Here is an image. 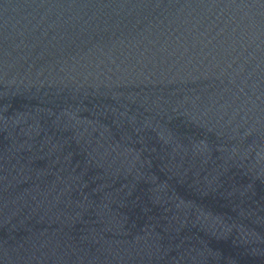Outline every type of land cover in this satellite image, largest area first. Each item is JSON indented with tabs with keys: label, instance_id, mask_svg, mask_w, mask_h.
I'll return each instance as SVG.
<instances>
[{
	"label": "water",
	"instance_id": "95a60500",
	"mask_svg": "<svg viewBox=\"0 0 264 264\" xmlns=\"http://www.w3.org/2000/svg\"><path fill=\"white\" fill-rule=\"evenodd\" d=\"M0 264H264V0H0Z\"/></svg>",
	"mask_w": 264,
	"mask_h": 264
}]
</instances>
